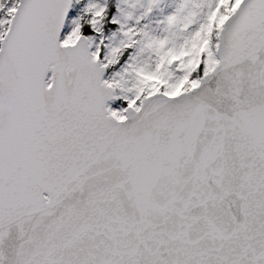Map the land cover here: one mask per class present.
<instances>
[{
    "label": "snow or ice",
    "instance_id": "6c2138e0",
    "mask_svg": "<svg viewBox=\"0 0 264 264\" xmlns=\"http://www.w3.org/2000/svg\"><path fill=\"white\" fill-rule=\"evenodd\" d=\"M0 264H264V0H0Z\"/></svg>",
    "mask_w": 264,
    "mask_h": 264
}]
</instances>
